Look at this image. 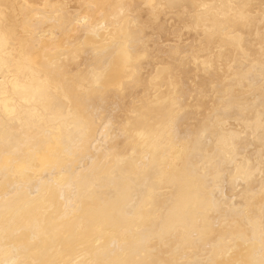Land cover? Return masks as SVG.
Returning a JSON list of instances; mask_svg holds the SVG:
<instances>
[{
  "label": "bare ground",
  "instance_id": "6f19581e",
  "mask_svg": "<svg viewBox=\"0 0 264 264\" xmlns=\"http://www.w3.org/2000/svg\"><path fill=\"white\" fill-rule=\"evenodd\" d=\"M0 264H264V0H0Z\"/></svg>",
  "mask_w": 264,
  "mask_h": 264
}]
</instances>
